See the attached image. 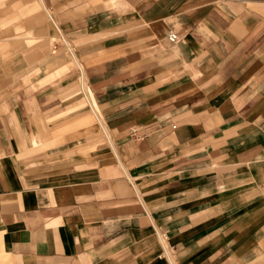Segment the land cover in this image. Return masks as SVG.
Returning a JSON list of instances; mask_svg holds the SVG:
<instances>
[{"label":"crops","instance_id":"obj_1","mask_svg":"<svg viewBox=\"0 0 264 264\" xmlns=\"http://www.w3.org/2000/svg\"><path fill=\"white\" fill-rule=\"evenodd\" d=\"M0 235L11 264H264V0H0Z\"/></svg>","mask_w":264,"mask_h":264},{"label":"rangeland","instance_id":"obj_2","mask_svg":"<svg viewBox=\"0 0 264 264\" xmlns=\"http://www.w3.org/2000/svg\"><path fill=\"white\" fill-rule=\"evenodd\" d=\"M38 10H40V5H39ZM34 11H37V10L30 11V13L31 12H34ZM61 42H64V41L61 40ZM77 67H78V63L75 62V60L73 58H70L69 57L68 59H66V61H65L64 65L62 66V68H60V69H62L60 78L66 77L69 73H71L74 70H76ZM79 79L80 80H78L76 82V84H75V91H74V93H82L83 92L82 89L80 88V82H82L81 81L82 77L80 76ZM83 103H84L83 104L84 107L86 106L88 109H90L89 106L85 104L86 103V100H84ZM92 116H93L94 122L95 121L97 122V119H96L95 115H92ZM97 128L100 130V128H99L98 125H97ZM0 264H11L10 256L6 252V250H5L4 246H3L1 235H0Z\"/></svg>","mask_w":264,"mask_h":264},{"label":"bare ground","instance_id":"obj_3","mask_svg":"<svg viewBox=\"0 0 264 264\" xmlns=\"http://www.w3.org/2000/svg\"><path fill=\"white\" fill-rule=\"evenodd\" d=\"M72 54H73V53H72ZM73 55H74V54H73ZM81 77H82V76H81ZM81 81H82V82H80V88L82 89V91H84V92H89V93H90L89 89H87V87H86L85 80L82 78ZM82 94H83V93H82ZM90 94H91V96H92V102H91V107H92V109H91L90 107H89V108L93 111V113H94V115H95V117H96L98 123L102 124L101 117L99 116V114H98V112H97V109H96V108H98L97 103H96V101H95V99H94L92 93H90ZM85 104L88 105L87 102H86Z\"/></svg>","mask_w":264,"mask_h":264},{"label":"built area","instance_id":"obj_4","mask_svg":"<svg viewBox=\"0 0 264 264\" xmlns=\"http://www.w3.org/2000/svg\"><path fill=\"white\" fill-rule=\"evenodd\" d=\"M214 1L222 2V1H227V0H214ZM58 31L61 34V31H60L59 28H58ZM168 37L173 42L177 41V39H178V36H177V34L175 32H171ZM61 38H63V36H61ZM82 93L85 96V100H86L88 106L92 109V107H91V102H92V96H91V94L89 92H84V91ZM97 112H98V110H97Z\"/></svg>","mask_w":264,"mask_h":264}]
</instances>
